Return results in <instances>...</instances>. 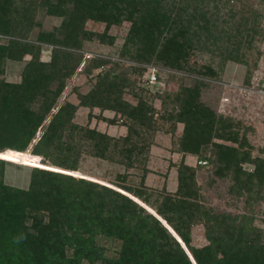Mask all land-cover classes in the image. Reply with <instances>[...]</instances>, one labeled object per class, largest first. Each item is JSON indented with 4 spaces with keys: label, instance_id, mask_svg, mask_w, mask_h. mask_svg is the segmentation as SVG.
<instances>
[{
    "label": "trees",
    "instance_id": "1",
    "mask_svg": "<svg viewBox=\"0 0 264 264\" xmlns=\"http://www.w3.org/2000/svg\"><path fill=\"white\" fill-rule=\"evenodd\" d=\"M250 1L0 0V35L12 37L0 40V75L7 60L30 56L19 82L0 78V264H193L185 250L195 264H264V231L254 215L207 207L197 166L180 161L173 194L146 184L153 137L159 120L168 121L172 133L182 125L173 151L208 166L206 186L227 179L229 193L244 197L245 207L264 201V159L252 157L240 123L200 100L203 79L219 77L228 63L246 65L248 52L263 37L261 13ZM39 11L60 19L59 25L40 29ZM89 20L104 24V31L87 30ZM123 23L129 27L117 61L83 60L87 42L113 45L109 29ZM36 28L33 42L20 39ZM45 44L52 46L48 61L41 60ZM197 54L207 55L208 62L190 63ZM125 59L139 66L124 69L118 60ZM145 66L195 77L192 85L182 83L159 97L158 118L129 77L130 71L141 75ZM105 67L87 93L72 91L78 105L119 117L127 130L120 137L74 124L77 106L63 97L74 74ZM127 94L136 102L126 100ZM83 155L123 171L111 181L77 176ZM9 157L34 164L22 165L30 169L27 189L7 185L6 169L21 166ZM131 171L139 172L137 183ZM197 224L207 241L202 247L191 241Z\"/></svg>",
    "mask_w": 264,
    "mask_h": 264
},
{
    "label": "rangeland",
    "instance_id": "2",
    "mask_svg": "<svg viewBox=\"0 0 264 264\" xmlns=\"http://www.w3.org/2000/svg\"><path fill=\"white\" fill-rule=\"evenodd\" d=\"M250 2L251 4L248 2V5H251L253 9L261 13V26L264 29V0H251ZM35 22L40 24V29L50 31L59 25L60 19L48 16L44 11H39L35 17ZM128 27V23H123L120 27H111L109 29V34L114 36L113 45H105L98 40L87 42L85 44L83 60L86 58L90 59L92 56H103L110 58L112 61H117L119 59L117 58V53L123 44ZM85 28L89 31L102 33L105 25L89 20L86 22ZM37 30L38 28L30 32L27 38L20 39L22 41L27 40L33 42L34 34ZM11 38L10 36L0 35L1 43H6L5 41ZM51 49V45H41L42 61L49 60ZM246 57V65L228 63L222 73L219 74V77L203 79L206 85L201 89L200 100L217 114L230 117L232 120L240 123L239 135L245 134L247 142L250 145L249 148L252 157L264 159V34L262 38H258L255 41L252 50L248 52ZM29 59L30 56L26 55L22 62L7 60L4 62L3 74L0 75V78L11 83L19 82L23 65ZM118 61L121 62L124 69L139 66L133 61L126 59ZM207 62V55L197 54L190 58V63L198 65ZM81 67H79L77 72L80 71ZM108 67L96 69L90 75L81 73L74 74L63 93V97L67 94V100L77 106L72 121L74 124L94 128L113 137H120L124 136L127 130L119 117L114 119V113L111 111H102L98 108L90 109L78 105L79 99L77 94L72 91L75 88L81 94L87 93L94 84L95 75L100 71H105ZM182 76L183 79L179 78ZM129 77L135 82V92L141 93L156 109V118L162 115L161 99H163L165 93L176 92L182 83L192 85L195 82V77L193 76L187 78L183 73L172 72L165 68L152 66H145L141 75L130 71ZM125 99L132 103L136 102L128 94L125 95ZM111 119L115 120L114 123L109 122ZM159 124L161 129L154 135L153 145L149 153L148 169H150V173L146 177L148 187L158 191L164 190L166 193L173 194L177 188L176 168L180 161L184 160L187 165L197 166L198 168L197 182L202 186V196L207 207H213L216 211H226L232 214L251 212L254 215V224L264 231V201H257L251 203V206L245 207L244 197L237 198L229 193L228 190L231 181L227 179L223 181L217 180V183L214 185L206 186L205 182L210 177L208 166L203 163H198L195 156L186 155L183 157V155L173 151L172 142L180 136L182 125L177 124L172 133L170 122L159 120ZM7 160L21 165L6 169L5 181L7 185L19 189H27L30 169L23 168V166H34V164L32 162L19 161L11 157L7 158ZM242 167L248 171L253 169L251 165L247 164L242 165ZM78 169L77 176H85L88 180L91 178H101L108 181L115 179L117 172L123 171L121 167L92 158L88 155L82 156ZM130 173L132 175L130 180L137 183L139 172L131 171ZM110 186L114 187L111 184ZM141 204L150 212L156 214L142 202ZM191 241L192 245L196 247H202L207 244L202 225L197 224L192 227Z\"/></svg>",
    "mask_w": 264,
    "mask_h": 264
},
{
    "label": "water",
    "instance_id": "3",
    "mask_svg": "<svg viewBox=\"0 0 264 264\" xmlns=\"http://www.w3.org/2000/svg\"><path fill=\"white\" fill-rule=\"evenodd\" d=\"M156 216V215H155ZM157 217V216H156ZM158 218V220H160L161 222H162V220L159 218V217H157ZM162 224H163V226H165L166 228H167V230L169 231V232H171L172 233V235L177 239V241L181 244V242H180V239H178L177 237H176V235L172 232V231H170V229L164 224V222H162ZM181 246H182V244H181ZM182 248H184L183 246H182ZM185 250V249H184ZM185 252L187 253V255L189 256V258L191 259V261L193 262V264H195V262L193 261V259L191 258V256H190V254H189V252L188 251H186L185 250Z\"/></svg>",
    "mask_w": 264,
    "mask_h": 264
},
{
    "label": "crops",
    "instance_id": "4",
    "mask_svg": "<svg viewBox=\"0 0 264 264\" xmlns=\"http://www.w3.org/2000/svg\"><path fill=\"white\" fill-rule=\"evenodd\" d=\"M187 164V163H186ZM150 170V169H149ZM147 179V178H146ZM148 186V185H147Z\"/></svg>",
    "mask_w": 264,
    "mask_h": 264
}]
</instances>
